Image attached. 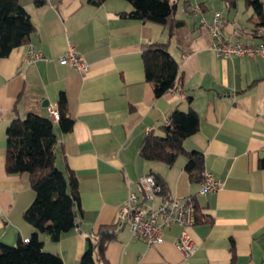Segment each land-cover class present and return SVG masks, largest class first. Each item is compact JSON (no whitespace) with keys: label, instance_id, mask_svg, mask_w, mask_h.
Listing matches in <instances>:
<instances>
[{"label":"crops","instance_id":"crops-1","mask_svg":"<svg viewBox=\"0 0 264 264\" xmlns=\"http://www.w3.org/2000/svg\"><path fill=\"white\" fill-rule=\"evenodd\" d=\"M263 4H264V0ZM29 11L35 31L28 43L0 59V240L13 244L28 240L34 227L23 215L36 191L28 173L6 170V129L15 117L19 98L21 115H49L66 92L71 131L62 133L58 123V148L80 183V222L54 240L42 234L44 249L62 256L64 264H79L88 235L102 225H112L116 237L106 248L110 264H180L183 253L175 240L180 226L172 223L163 240L148 245L135 237L123 220L121 208L140 175L162 177L170 196L195 195L199 219L190 227L197 243L188 264H264V56L219 57L211 45V33L201 19L215 11L226 19L224 35L260 43L263 38L249 16L253 10L243 0L229 8L225 0H179L170 49L184 70V82L192 106L200 116L199 129L185 140L188 149L205 156L204 171L223 180L215 191L198 194L180 155L173 165L143 158L138 150L147 128L163 133L162 125L185 96L171 89L156 97L146 79L142 43L166 40L163 24L123 15L128 0H20ZM182 2V5L180 4ZM70 46L89 63L81 72L60 62ZM44 54L25 63L28 49ZM48 100V105L44 104ZM62 166L61 161L58 162ZM162 196L156 201L159 202Z\"/></svg>","mask_w":264,"mask_h":264},{"label":"trees","instance_id":"trees-1","mask_svg":"<svg viewBox=\"0 0 264 264\" xmlns=\"http://www.w3.org/2000/svg\"><path fill=\"white\" fill-rule=\"evenodd\" d=\"M99 5L104 0H89ZM130 11L123 15L163 24L167 27L166 40L145 41L141 55L146 79L152 84L154 95L160 97L171 89H177L189 102L188 108L179 101L169 116V122L162 125L163 133L154 127L146 129L139 146V154L148 160H160L173 165L180 155L187 157L185 168L192 181H200L204 172L205 156L198 148L188 149L185 140L200 127V116L192 106V95L184 82L181 62L170 49L174 28L183 22L177 17L179 0H128ZM240 0H225L229 8H235ZM252 8L249 16L255 27V34L264 39V4L262 0H243ZM45 0H35L37 5ZM35 24L27 8L20 0H0V59L13 48L28 43ZM17 98L13 111L15 117L6 129V170L10 174L28 173L30 183L36 191L34 200L24 210V218L32 224L34 231L28 240L19 237L13 244L0 240V264H64L58 253L44 249L42 234L58 240L61 234L75 227L83 215L80 197V183L75 170L70 167L63 147L58 148L55 123L62 133L74 127L70 115L66 92L61 90L57 108L60 118L55 121L49 115L29 112L21 115ZM59 160L62 166H59ZM264 167V155L260 157ZM150 173H153L150 171ZM161 186L160 195L167 198L168 187L161 176L153 173ZM196 206V219H199ZM116 237L112 225H102L95 233L87 236V243L79 264H110L106 256L108 243Z\"/></svg>","mask_w":264,"mask_h":264},{"label":"built area","instance_id":"built-area-1","mask_svg":"<svg viewBox=\"0 0 264 264\" xmlns=\"http://www.w3.org/2000/svg\"><path fill=\"white\" fill-rule=\"evenodd\" d=\"M201 22L211 33V45L217 56H264V41L249 42L241 38L242 35L239 32H235L239 36L236 38L224 35L226 19L221 11H215L211 20L202 18ZM251 32L255 34V29ZM258 33H264V29H258ZM43 57L44 54L41 51L30 48L25 53L24 62L33 63ZM60 62L69 64L81 72L89 69V63L74 46L64 51L60 56ZM49 109L51 117L58 121L60 118L58 108L50 106ZM166 122H169V118ZM199 184L197 193L204 194L220 189L223 180L215 177L210 171H204ZM160 191L161 186L153 173L140 175L137 187L130 190L128 198L122 205L123 220L129 225L132 234L145 240L148 245L161 242L165 228L172 223L178 224L180 232L175 244L184 256V261L180 264H188L186 259L197 249V243L190 232V227L197 221L195 195L161 197V200L157 202L156 199L161 196Z\"/></svg>","mask_w":264,"mask_h":264},{"label":"water","instance_id":"water-1","mask_svg":"<svg viewBox=\"0 0 264 264\" xmlns=\"http://www.w3.org/2000/svg\"><path fill=\"white\" fill-rule=\"evenodd\" d=\"M48 103H49V101H48V100H46L44 104L48 105Z\"/></svg>","mask_w":264,"mask_h":264},{"label":"rangeland","instance_id":"rangeland-1","mask_svg":"<svg viewBox=\"0 0 264 264\" xmlns=\"http://www.w3.org/2000/svg\"><path fill=\"white\" fill-rule=\"evenodd\" d=\"M180 4L182 5V2H180ZM224 15V14H223Z\"/></svg>","mask_w":264,"mask_h":264}]
</instances>
